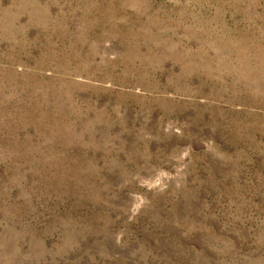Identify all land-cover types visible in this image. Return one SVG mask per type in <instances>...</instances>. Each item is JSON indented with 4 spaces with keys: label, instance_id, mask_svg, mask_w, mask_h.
I'll list each match as a JSON object with an SVG mask.
<instances>
[{
    "label": "rangeland",
    "instance_id": "374dc122",
    "mask_svg": "<svg viewBox=\"0 0 264 264\" xmlns=\"http://www.w3.org/2000/svg\"><path fill=\"white\" fill-rule=\"evenodd\" d=\"M0 264H264V0H0Z\"/></svg>",
    "mask_w": 264,
    "mask_h": 264
}]
</instances>
